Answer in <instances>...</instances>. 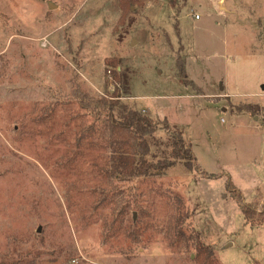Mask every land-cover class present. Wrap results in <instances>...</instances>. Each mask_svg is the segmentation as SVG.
Returning a JSON list of instances; mask_svg holds the SVG:
<instances>
[{"label":"rangeland","instance_id":"374dc122","mask_svg":"<svg viewBox=\"0 0 264 264\" xmlns=\"http://www.w3.org/2000/svg\"><path fill=\"white\" fill-rule=\"evenodd\" d=\"M222 1L0 0V264H195L197 245L264 264V0ZM109 60L121 103L180 129L203 173H112Z\"/></svg>","mask_w":264,"mask_h":264},{"label":"trees","instance_id":"16d2710c","mask_svg":"<svg viewBox=\"0 0 264 264\" xmlns=\"http://www.w3.org/2000/svg\"><path fill=\"white\" fill-rule=\"evenodd\" d=\"M122 8L133 0H120ZM181 5L177 8L180 12L184 6L185 0H181ZM175 33L178 36L177 23L174 25ZM179 37V36H178ZM180 45V43H179ZM182 50L180 45L179 51ZM116 62L106 61V72L111 73L114 84V91L110 95V101H96L97 109L103 111L107 121V134L111 149V171L114 175H122L125 177H157L161 176L170 167L176 163H181L190 171L199 172L201 169L196 163V159L183 140L182 132L176 126H170L166 121L162 124L155 121L151 117L142 112L129 108L126 104L121 103V97L129 98V73L120 68ZM176 75L185 86H194L193 82L187 80L185 72L184 60L178 55L175 60ZM195 87V86H194ZM196 89V87H195ZM214 99V98H212ZM218 100V99H215ZM252 111L259 109L256 105H246ZM165 130L169 136L170 152L168 159H161L156 162L147 161L145 157L149 154V140L158 130ZM202 172V171H201ZM203 173V172H202ZM205 174L208 179L213 178L211 174ZM232 183L228 182L227 187H231ZM233 186V185H232ZM241 212L245 220H248L255 209L250 205L241 207ZM195 264H219L213 251L200 245L195 246ZM1 264H36L34 260L24 259L12 263Z\"/></svg>","mask_w":264,"mask_h":264},{"label":"crops","instance_id":"0c3cea01","mask_svg":"<svg viewBox=\"0 0 264 264\" xmlns=\"http://www.w3.org/2000/svg\"><path fill=\"white\" fill-rule=\"evenodd\" d=\"M213 1H216V3L219 1V0H213ZM217 6H218V11H224V13L228 14L230 13L231 14V11H227V9L224 7V2L221 4V3H217ZM211 98H214V99H224L226 98V94L222 95V96H213ZM264 110V107H260Z\"/></svg>","mask_w":264,"mask_h":264},{"label":"water","instance_id":"95a60500","mask_svg":"<svg viewBox=\"0 0 264 264\" xmlns=\"http://www.w3.org/2000/svg\"><path fill=\"white\" fill-rule=\"evenodd\" d=\"M49 9H53V6L51 4L49 5ZM38 231H39V229H38Z\"/></svg>","mask_w":264,"mask_h":264},{"label":"built area","instance_id":"2783aa9c","mask_svg":"<svg viewBox=\"0 0 264 264\" xmlns=\"http://www.w3.org/2000/svg\"><path fill=\"white\" fill-rule=\"evenodd\" d=\"M220 1V0H219ZM219 1L217 2V3H219ZM223 1L221 0V3H222ZM195 19H198V16H195Z\"/></svg>","mask_w":264,"mask_h":264}]
</instances>
